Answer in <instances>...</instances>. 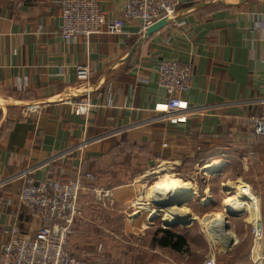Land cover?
I'll list each match as a JSON object with an SVG mask.
<instances>
[{
  "label": "crops",
  "instance_id": "crops-1",
  "mask_svg": "<svg viewBox=\"0 0 264 264\" xmlns=\"http://www.w3.org/2000/svg\"><path fill=\"white\" fill-rule=\"evenodd\" d=\"M99 1L110 19L123 17L127 0ZM61 23L60 0H0V228L36 229L18 197L30 174L69 181L91 172L103 183L122 169L134 174L157 165L181 176L200 170L194 191L204 189L203 195L216 177L238 184L249 173L246 185L262 190L264 137L255 134L253 120L264 113L263 0H181L175 20L148 38L139 34V22H127L124 35L68 44ZM172 60L192 64L194 78L182 110L162 115L155 111L166 98L158 67ZM77 64L95 71L89 90L75 80ZM87 94L93 105L84 118L66 99ZM181 116L187 120L177 122ZM215 161L222 163L217 172L205 169ZM247 186L237 194H248ZM228 198L246 202L228 196L224 205ZM160 230L182 236L187 247L162 246L157 231L151 245L130 246L113 264L206 263L210 250L198 248L200 236Z\"/></svg>",
  "mask_w": 264,
  "mask_h": 264
},
{
  "label": "built area",
  "instance_id": "built-area-1",
  "mask_svg": "<svg viewBox=\"0 0 264 264\" xmlns=\"http://www.w3.org/2000/svg\"><path fill=\"white\" fill-rule=\"evenodd\" d=\"M60 2L61 36L66 43L71 44L80 39L89 42L92 37L102 34L124 35V25L127 22H139V34L144 36L149 28L162 20L173 22L181 0H127L123 17L117 19L108 17L101 9L99 0ZM183 25L182 23L179 27ZM74 75L77 84L89 90L95 71L90 64H77ZM193 78L192 64L162 61L158 67V84L165 90L166 98L155 111L162 115L181 111V96L189 91ZM66 103L76 115L84 118L89 115L93 105L89 94L83 98L66 99ZM175 120L185 122L187 117L181 116ZM253 122L255 134L264 136V113ZM149 172L144 177L166 172V169L157 166L152 169L151 174ZM96 180L93 174L82 171H78L71 181L54 177L37 180L31 174L27 175L19 192V203L29 210L37 226L34 230H23L15 223L11 228H0V264H92L72 255L67 248V242L75 221L82 214L80 196ZM105 195L110 197L108 192ZM252 233L255 238L254 249L257 239L261 240V245L264 241L261 225H253ZM262 258L263 260H257L259 264L264 262V257ZM252 262L257 264L253 258ZM205 264H217L216 255L209 256Z\"/></svg>",
  "mask_w": 264,
  "mask_h": 264
},
{
  "label": "rangeland",
  "instance_id": "rangeland-1",
  "mask_svg": "<svg viewBox=\"0 0 264 264\" xmlns=\"http://www.w3.org/2000/svg\"><path fill=\"white\" fill-rule=\"evenodd\" d=\"M156 167L157 165L150 168L149 171L156 169ZM178 168L176 167V170ZM147 172L131 174L132 171L129 168L126 170L122 169L117 173L116 177H106L103 183L101 182L102 177L90 172L97 180L94 182L93 187H91V183L80 196L82 214L75 221L67 242V248L72 255L87 260L92 264H96L97 262L101 264H113L112 257L120 254L119 252L127 256L128 252H131L130 246L136 244L138 246L151 245L153 237L156 236L155 233L164 228L161 218L166 213V209L154 204L151 200L150 188L167 176L177 178L183 183L189 184L193 190L200 182L197 179L198 177L200 178V175L197 174L200 173V170L192 172L189 176H181L180 173H176L174 170L166 169V172H158L154 175L155 177H144ZM260 172L261 177H264V173ZM251 176L249 173V176H246L244 180H239L238 184L235 182H222L223 180L219 179L221 177H216L214 178V188L211 189L213 191L207 190V194L203 195L204 189H197L195 194L190 196L188 202H185L182 207L184 215H186L185 217L191 216L190 222L187 223L189 225L178 226L171 230L186 234L192 232L200 236V239L195 237V242L202 240L198 243V248L203 250L205 246H208L210 250L206 255L205 262L213 254L216 255V260L226 257L227 254H231L233 258H248L251 261L250 263H252L255 249H253L255 238L252 233V226L260 224L264 233V187L259 191L258 187L247 186L246 183L251 179ZM206 177L208 178L209 176L206 175ZM228 177H231L230 179L233 178L232 181H236V174L230 173ZM114 182L115 184H111ZM241 185L247 186L245 189L248 194H237V189ZM202 186L204 188V185L200 187ZM107 192L110 197H106L105 194ZM256 192L260 194V197ZM208 195H212L213 199L209 201V199L202 198ZM228 196L240 198L248 202L246 209L241 213H237L238 217L234 218L228 215V212H232L230 206L224 205V199ZM122 199H125V201ZM201 200L206 202L208 200V202L200 203ZM142 202H146L151 210H157L153 217L150 216L152 212L149 213L145 208H139ZM198 203L199 205H197ZM205 208L207 209L206 211ZM195 214H203V216H195ZM141 215H143L142 221L136 222V219ZM210 216L215 218L223 216L226 221L228 220L227 229L231 230L235 236L233 243L223 244L221 248H218L219 242L214 243L216 240L210 237L208 225L205 222ZM258 220L260 221L259 223ZM262 245L263 252L259 260H263L262 257H264V241ZM231 260H224V263L231 264L229 263ZM253 260L256 259L253 258ZM256 262L258 263V261Z\"/></svg>",
  "mask_w": 264,
  "mask_h": 264
},
{
  "label": "bare ground",
  "instance_id": "bare-ground-1",
  "mask_svg": "<svg viewBox=\"0 0 264 264\" xmlns=\"http://www.w3.org/2000/svg\"><path fill=\"white\" fill-rule=\"evenodd\" d=\"M221 166H222L221 162L215 161L205 169L216 171L219 170ZM151 171L149 172V174H151ZM194 194L195 191L192 189V187L189 184L183 183L181 180L169 176H167L165 179L161 180L160 182H158L157 184H155L153 187L150 188L151 200L154 203L161 206L167 204L168 202H172L173 200L177 201L178 203H181L183 201L185 203L189 200V197ZM225 202L228 207L229 206L231 207V211L234 213H238V212L241 213L243 210L246 209L247 206L246 202H241L239 200H235L231 198H228ZM140 205H141V207H139L140 209L145 208V210H148L149 213L152 212L151 213L152 215L150 214L151 217H153L156 214L157 210L156 209L151 210V208L147 206L146 202L144 203L142 202ZM185 216L186 215H184V211L182 210V208L175 205L171 208L166 209V213L162 216L161 222H163L165 225H173L179 222L182 224H187L188 222H190L191 216L188 217ZM205 222L208 225V231L210 233V237L216 240L214 241V243L219 242L218 248H221L223 244H231L234 242L235 236L231 230L227 229L228 222L225 220L223 216H219L217 218L210 216ZM261 250H262L261 240L257 239L256 246L254 249V257H253L254 259H256V261L257 259L261 258L260 255Z\"/></svg>",
  "mask_w": 264,
  "mask_h": 264
},
{
  "label": "water",
  "instance_id": "water-1",
  "mask_svg": "<svg viewBox=\"0 0 264 264\" xmlns=\"http://www.w3.org/2000/svg\"><path fill=\"white\" fill-rule=\"evenodd\" d=\"M172 23V20H168V19H165V20H162L161 22L155 24L154 26H152L151 28H149V30L147 31L146 35H145V38H148L150 37L151 35H153L154 33L160 31L162 28L168 26L169 24ZM176 202V204H175ZM188 202V201H187ZM156 206L160 207V208H164V209H167V208H171L173 206H178L180 208H182L184 206V201L181 202V203H178L177 201L173 200L172 202H168L167 204L165 205H158L156 203H154ZM175 204V205H174ZM228 215L230 217H238V214L237 213H232V212H228ZM228 222V220H227ZM189 224H182V223H177V224H173V225H163L165 229H172V228H175V227H178V226H188Z\"/></svg>",
  "mask_w": 264,
  "mask_h": 264
},
{
  "label": "trees",
  "instance_id": "trees-1",
  "mask_svg": "<svg viewBox=\"0 0 264 264\" xmlns=\"http://www.w3.org/2000/svg\"><path fill=\"white\" fill-rule=\"evenodd\" d=\"M93 184L94 183H92L91 187H93ZM159 234H162V238L160 239L159 242L164 247H171L172 249L176 251H180L183 247L185 248L187 247V242L185 238H183L180 235L174 234L168 230H159Z\"/></svg>",
  "mask_w": 264,
  "mask_h": 264
}]
</instances>
